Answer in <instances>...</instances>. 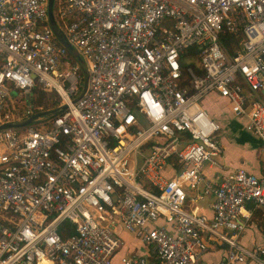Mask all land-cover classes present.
I'll return each instance as SVG.
<instances>
[{"label":"built area","instance_id":"built-area-1","mask_svg":"<svg viewBox=\"0 0 264 264\" xmlns=\"http://www.w3.org/2000/svg\"><path fill=\"white\" fill-rule=\"evenodd\" d=\"M49 1L0 0V127L33 117L0 128V264H264L241 241L264 212V0H53L83 63ZM211 94L262 141L260 175L206 176ZM123 231L145 252L117 261Z\"/></svg>","mask_w":264,"mask_h":264},{"label":"crops","instance_id":"crops-1","mask_svg":"<svg viewBox=\"0 0 264 264\" xmlns=\"http://www.w3.org/2000/svg\"><path fill=\"white\" fill-rule=\"evenodd\" d=\"M233 117L237 120H240L235 116ZM215 119L218 120L224 126V128H226L227 132H229L228 128H232V129H230L227 138L224 139L221 137L224 151H223V155L218 158L219 165L206 164L205 166L206 176L211 179L215 177L220 178L223 175H226L229 172L236 170L238 168H244L249 172L260 175L262 173L261 162L263 158L262 155L263 153L261 151L262 141L248 131L243 133L242 131L244 129L242 130L241 128H239L238 127L239 125L235 126L234 122H232L231 119L226 120L225 123H223V121L220 120L219 118H215ZM209 202L210 199L200 200L194 202L193 205L198 206L199 211L206 212L209 214L210 213V210L208 208ZM263 216H264V212L261 210L259 211L258 214H254L251 226L248 228L243 238L241 239L243 244L250 247L255 245H264V229L261 227V224L264 225ZM134 249L135 250L140 249L141 252H145V248L143 244L139 241V243L134 244L132 247H127L124 245V252H122L121 249L118 252L115 259L119 261L122 255L129 253ZM222 254L223 251L221 250H214L212 252H209L205 256L207 264H217Z\"/></svg>","mask_w":264,"mask_h":264},{"label":"rangeland","instance_id":"rangeland-1","mask_svg":"<svg viewBox=\"0 0 264 264\" xmlns=\"http://www.w3.org/2000/svg\"><path fill=\"white\" fill-rule=\"evenodd\" d=\"M48 93H51V92H48ZM35 99H37V98L35 97ZM56 100H57L56 96L50 97L49 98V102H48L49 105L48 106L45 105V104H42V105H44V107L48 109V108L52 107V105H50V104L53 103ZM203 105H204V108L208 111L209 115L212 118H219L220 120L223 121V123H225L226 120L231 119L232 122H234L235 126L239 125L238 127L243 130V127H244L243 126V122L240 121V120L235 119L232 116V114L228 111V109H226V108L229 107V105H228V103L226 102L225 99H223V98H221L219 96H216L215 94H211V95H209L208 97H206L203 100ZM53 107H54V105H53ZM230 129H232V128H228L229 132H230ZM229 132L226 131V128H223L221 130V135H222L221 137L224 138V139L227 138L228 135H229L228 134ZM242 132L245 133L247 131L243 130ZM196 193H197L196 191H192V196H196ZM121 234H122V237L125 240V246L132 247L134 244L139 243V240L133 238L126 231H123ZM121 251L124 252V247L122 248Z\"/></svg>","mask_w":264,"mask_h":264},{"label":"water","instance_id":"water-1","mask_svg":"<svg viewBox=\"0 0 264 264\" xmlns=\"http://www.w3.org/2000/svg\"><path fill=\"white\" fill-rule=\"evenodd\" d=\"M48 10H49L50 22H51L52 28L54 30V33L56 34L58 39L62 42V44H64L68 48V50L78 59V61L83 63V60H82L81 56L79 55V53L70 44V42L67 40V38L64 35V33L60 29H58V27L56 26V23H55V20H54V15H53V0L49 1ZM84 74H85L84 90H86L87 85H88V73H87V70L85 68H84ZM63 108H66V106H63ZM32 119H33V117H31L27 121L21 122V123H7V124H3L0 128L3 129V128H9V127L24 126L25 124L30 123L32 121Z\"/></svg>","mask_w":264,"mask_h":264},{"label":"trees","instance_id":"trees-1","mask_svg":"<svg viewBox=\"0 0 264 264\" xmlns=\"http://www.w3.org/2000/svg\"><path fill=\"white\" fill-rule=\"evenodd\" d=\"M34 93H35V96H36V102H37V104H39V105H42V104H45V105H49V98L50 97H54V96H56L55 94H53V93H48V92H46V91H44V90H42L41 88H39V87H37L36 89H35V91H34ZM49 94V95H48ZM49 96V97H48ZM58 104V101L56 100V101H54L53 103H51L50 105H52V107H53V105L54 106H56ZM47 109V108H46ZM49 109V108H48ZM259 213V211H256L255 212V214H258ZM264 217V216H263ZM263 219V218H262ZM261 227L264 229V225L263 224H261Z\"/></svg>","mask_w":264,"mask_h":264}]
</instances>
